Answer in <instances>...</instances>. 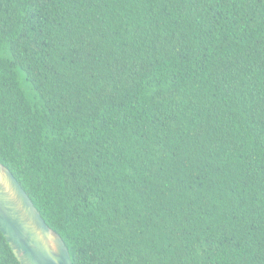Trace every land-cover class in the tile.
Segmentation results:
<instances>
[{
  "label": "trees",
  "instance_id": "trees-1",
  "mask_svg": "<svg viewBox=\"0 0 264 264\" xmlns=\"http://www.w3.org/2000/svg\"><path fill=\"white\" fill-rule=\"evenodd\" d=\"M0 163L71 264H264V0H0Z\"/></svg>",
  "mask_w": 264,
  "mask_h": 264
},
{
  "label": "water",
  "instance_id": "water-1",
  "mask_svg": "<svg viewBox=\"0 0 264 264\" xmlns=\"http://www.w3.org/2000/svg\"><path fill=\"white\" fill-rule=\"evenodd\" d=\"M0 231L20 264H71L68 248L0 163Z\"/></svg>",
  "mask_w": 264,
  "mask_h": 264
}]
</instances>
